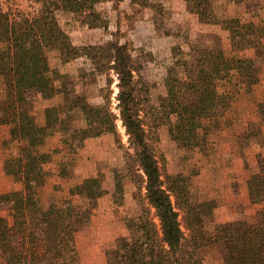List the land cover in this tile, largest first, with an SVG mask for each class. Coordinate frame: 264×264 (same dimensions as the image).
<instances>
[{"label":"trees","instance_id":"1","mask_svg":"<svg viewBox=\"0 0 264 264\" xmlns=\"http://www.w3.org/2000/svg\"><path fill=\"white\" fill-rule=\"evenodd\" d=\"M104 1L110 0H40L34 12L18 11L11 20L0 9V42L9 56H0V124H7L9 138L20 142L18 155L4 165L6 172L15 168L13 178L19 187L0 192V264H81L75 236L90 219L92 200L102 193L84 179L60 203L44 205L40 199L45 166L51 161V152L44 150L48 138L58 135L73 155L86 139L101 134L100 117L109 115L107 101L93 105L57 87L58 69L48 61L53 50L61 65L81 59L90 73L105 77L107 86L116 81V108L127 146L115 131L113 143L124 148L126 171L140 194L137 214L123 219L127 235L104 251L105 264H203L202 251L209 246L221 247L222 264H264V154L256 153L254 168L244 180L246 197L255 208L252 218L207 226L199 219L198 204L191 201L188 177L167 173L156 150L160 119L169 121L173 137L186 149L199 144L204 127L219 125L233 98L224 85L231 81V72L244 68L242 60L220 49L190 48V58L174 57L167 69L166 95L153 107L149 103L153 85L142 77L143 66L131 44L112 36L103 43L75 45L58 21L57 12L62 11L85 28L106 29L107 21L95 7ZM183 1L200 23L223 26L209 0ZM130 3L156 6L149 0ZM225 29L232 51L260 49L261 55L248 63L264 62L262 18ZM16 51L22 54L19 60L13 55ZM253 76L250 68L236 78L235 91L242 86L249 91ZM57 93H63V104L45 108V125H37L33 102ZM72 112L83 114L82 127L70 125ZM77 199L86 201L78 205Z\"/></svg>","mask_w":264,"mask_h":264},{"label":"rangeland","instance_id":"2","mask_svg":"<svg viewBox=\"0 0 264 264\" xmlns=\"http://www.w3.org/2000/svg\"><path fill=\"white\" fill-rule=\"evenodd\" d=\"M39 1L0 0V9L6 12L11 20L15 19L18 11L30 14L34 12L40 6ZM149 1L156 5L154 9L131 4L130 0H110L97 3L95 7L101 17L107 21V28H100L99 34H106V37L101 36L100 40L95 42L96 44L100 41L103 43L113 36V38H118L120 43L131 44L133 56L142 63L143 67L140 72L142 77L153 85L149 98V103L153 107H157L166 95L167 69L174 61V57L184 55L190 58V48H215L224 52V46L227 48L230 46L228 30L225 26L236 24L239 21L259 23L260 18L264 21V7H260L256 2L247 1V4H250V7L256 11L254 20H247L239 14V8L243 9V5L237 9L230 3L236 0H209L217 19L223 24L221 26V24L200 23L197 16L188 11V6L183 0ZM228 12L231 14L226 15ZM57 18L60 25L69 32L74 27H84L74 16L65 12L58 11ZM4 52V43L0 42V56L8 59L9 56ZM225 54L242 60L243 63L240 66L244 65V68L242 66L240 72H231V81L224 85L223 89L232 90L233 98L231 106L220 119L219 125L204 127L199 144L186 149L180 141L173 137L167 119H160L158 123L159 141L156 144L158 158L162 161V166L167 173H181L188 177L191 201L198 204L199 219L207 226L233 221L240 217L252 218L255 208L249 204L246 197L244 180L247 171H250L249 168H254L256 153L264 154V62L261 60L255 65L248 63L252 59H257L261 51L260 49H253V51L249 49L248 53L243 50ZM13 55L15 59L22 58V54L20 55L18 51L13 52ZM48 61L51 67L58 69L59 76L55 82L57 87L68 92L69 97L79 95L93 105H102L106 101L108 103L109 115L100 117L101 134L99 137L107 139L109 148L117 153V160L114 161L112 169H108L107 161H103L102 166L98 164V169H111L115 189L109 200H112L115 205L110 211L104 212L96 205L87 224L79 229L75 236L81 264H105L104 251L115 244L117 239L127 235L123 219L137 214L138 195L140 194L126 171L124 148H116L113 143V132L115 131L124 147L127 146V136L116 108V81L114 80L111 85L107 86L103 75L90 73L89 66L80 65L81 61L69 64L65 68L60 67L61 64L55 50L48 53ZM250 68L255 74L254 84L249 87V91L243 86L235 91L233 84ZM2 79L0 76V92L3 87ZM57 94V101L61 102L59 105H62L64 95L63 93ZM173 119L172 116L171 120ZM244 119H247L245 124H243ZM70 125L82 127L84 125L83 114L72 112ZM54 143H48V151L51 152V157L52 154H58L61 150L65 154L61 162L64 181L54 185L53 191L45 193L42 202L44 205L60 203L67 197L69 189L77 184V182L74 183L72 176L84 164L82 162L83 148L72 155L67 152L60 138L57 143ZM2 146L9 149L12 147L15 152L14 156L6 155L3 161L5 165L18 155L19 148L17 149V142L13 139L4 140ZM44 150L47 151L45 148ZM49 167L50 163L45 166L47 174L50 173ZM14 170L15 168L6 172L12 175L13 181L15 180ZM97 176L102 184L106 175L100 172ZM14 182V186L19 187L18 183ZM57 198L58 201H56ZM81 201L86 200L77 199L76 204L81 205ZM222 257L223 251L219 246H209L202 251L203 264H222Z\"/></svg>","mask_w":264,"mask_h":264},{"label":"crops","instance_id":"3","mask_svg":"<svg viewBox=\"0 0 264 264\" xmlns=\"http://www.w3.org/2000/svg\"><path fill=\"white\" fill-rule=\"evenodd\" d=\"M247 1L250 3L256 2L260 7H264V0H236L231 1L232 5H234V8L239 7L240 5H243V9H240L241 15H243V19L247 20H254V17L256 16V11L253 9V7H250V4H247ZM262 5V6H261ZM238 9V8H237ZM244 10V11H241ZM231 14V13H226ZM259 16V15H258ZM242 17V16H240ZM109 28V27H108ZM100 28H81V27H74L72 30H70L69 35L71 38V41L73 44L76 45H84V44H96L95 41H99L101 36L106 37V34L103 35L102 33L99 34ZM94 34V36H93ZM98 35V36H97ZM75 36V38H74ZM264 41V40H263ZM101 42V41H100ZM99 42V43H100ZM224 53L232 54V51L230 49V46L227 48L224 46L223 48ZM253 51V49H251ZM248 53L249 49L244 50ZM81 61L80 65H83V61L81 59L74 60L70 63L59 65L60 67L65 68L69 64H73L74 62ZM57 65V63H56ZM52 66V65H50ZM58 94L51 97V98H41L37 99L33 102V113L35 116V121L37 125L43 126L45 125V116H44V109L53 106L54 104L59 105L61 102L57 101ZM55 105V106H56ZM247 119H244L243 124ZM233 126V125H232ZM9 126L7 124H0V192L13 190L16 188V185L14 186L15 182L13 181L12 177L6 173V170L4 168V159L6 158V155H15V152L9 148H4L2 146V142L4 140H10L9 138ZM20 136L22 135V131L20 129ZM59 141L58 135H52L50 138H48V142L46 144L45 149L48 151V143L52 142V144H55L54 142ZM105 137H94L86 139L84 142V147L82 150V156H83V165L78 169L77 173H74V176H72V179L74 180V183H80L84 179H89L96 190H100L102 193L100 196L92 200V210L98 205L99 208H102V212L111 210L113 206L115 205L112 200H109L112 194L114 193V176L111 174V169L113 168L114 161L117 160V153L109 148L108 141ZM17 142V149L20 146V142L18 140H15ZM10 142V146H11ZM55 146V145H52ZM95 146V148L92 149V147ZM108 146V147H107ZM51 147V146H50ZM64 153L61 150L58 154H52L51 162H50V173L46 175L44 185H43V191L42 195L40 196L41 201H44L45 193H49V191H53V186L61 184L64 181V176L62 174V166L61 162L64 160ZM103 161H107L108 163V169H98V164L101 166L103 165ZM117 162V161H116ZM48 169V170H49ZM104 173L106 178L102 181V184L99 182V176H97L98 173ZM129 185V184H128ZM2 186V187H1ZM127 186V184H126ZM130 186V185H129ZM119 190V189H118ZM122 189H120L121 191ZM54 201V200H53ZM58 201V198L56 199ZM105 202V203H104ZM102 203H104L102 205ZM102 205V206H101Z\"/></svg>","mask_w":264,"mask_h":264}]
</instances>
